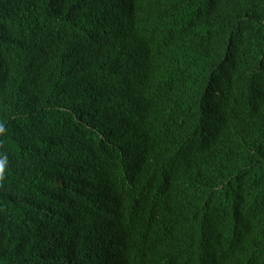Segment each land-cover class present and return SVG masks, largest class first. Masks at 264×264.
Returning a JSON list of instances; mask_svg holds the SVG:
<instances>
[{"label":"trees","instance_id":"obj_1","mask_svg":"<svg viewBox=\"0 0 264 264\" xmlns=\"http://www.w3.org/2000/svg\"><path fill=\"white\" fill-rule=\"evenodd\" d=\"M0 264H264V0H0Z\"/></svg>","mask_w":264,"mask_h":264},{"label":"clouds","instance_id":"obj_2","mask_svg":"<svg viewBox=\"0 0 264 264\" xmlns=\"http://www.w3.org/2000/svg\"><path fill=\"white\" fill-rule=\"evenodd\" d=\"M2 131H3V128L0 127V132H2ZM5 162H6V157L0 158V174L3 173Z\"/></svg>","mask_w":264,"mask_h":264}]
</instances>
